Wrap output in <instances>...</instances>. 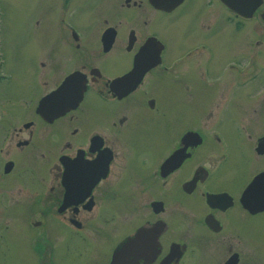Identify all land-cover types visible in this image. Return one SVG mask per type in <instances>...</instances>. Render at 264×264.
<instances>
[{
    "label": "flooded vegetation",
    "instance_id": "flooded-vegetation-1",
    "mask_svg": "<svg viewBox=\"0 0 264 264\" xmlns=\"http://www.w3.org/2000/svg\"><path fill=\"white\" fill-rule=\"evenodd\" d=\"M228 3L0 0L1 238L39 228L44 264H263L264 0Z\"/></svg>",
    "mask_w": 264,
    "mask_h": 264
},
{
    "label": "rangeland",
    "instance_id": "rangeland-1",
    "mask_svg": "<svg viewBox=\"0 0 264 264\" xmlns=\"http://www.w3.org/2000/svg\"><path fill=\"white\" fill-rule=\"evenodd\" d=\"M88 7L86 10H79V16L80 18L84 17H88L90 10L88 11ZM18 12V10L16 9V13ZM78 14L77 17L80 20ZM55 17V15H54ZM4 223H0L1 226H3ZM11 226V223H10ZM12 227V226H11ZM39 230L35 228V231ZM35 231H31L32 235H31V239H28V242L30 243L32 249H28V250H24L23 249V238L21 239V244L20 245H16L15 242H13L11 240L10 242V238H11V234L12 232H14L13 230L11 232H8V236L6 237V239H3L0 237V264H44L43 263V258L42 255L40 253V250H37V248L39 246V241H41V239H39L37 236H35ZM25 240V238H24ZM6 242H10V244H6ZM260 248L262 253L264 254V240L262 239L259 243ZM42 258V259H41ZM262 261H260L259 264H261ZM264 264V261H263Z\"/></svg>",
    "mask_w": 264,
    "mask_h": 264
},
{
    "label": "water",
    "instance_id": "water-1",
    "mask_svg": "<svg viewBox=\"0 0 264 264\" xmlns=\"http://www.w3.org/2000/svg\"><path fill=\"white\" fill-rule=\"evenodd\" d=\"M151 1L156 6L161 7V8H167V9L179 2V0H175L173 2H171V0H151ZM225 1H227V3L229 2L228 4H232V2H234L235 0H225ZM236 1H238V2L236 3V5L232 4L233 7L236 9H242V7H243L242 2L244 0H236ZM253 2L254 3L249 4V7L246 8L248 10V12H243V13H251L254 10V8L259 4L260 0H253ZM240 11H242V10H240ZM57 94H61L60 97H59V95H55V93L52 95L54 102H56V97H58V99H61L62 94H63V98L60 101V103L63 104V107L66 105H69L73 99V96L70 95L69 92L67 91L66 86H64L63 90H61V92H58ZM58 103H59V100H58Z\"/></svg>",
    "mask_w": 264,
    "mask_h": 264
}]
</instances>
